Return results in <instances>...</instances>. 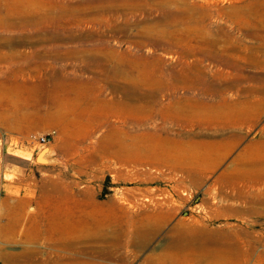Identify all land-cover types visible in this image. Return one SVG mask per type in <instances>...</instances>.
Instances as JSON below:
<instances>
[{
  "label": "rangeland",
  "instance_id": "1",
  "mask_svg": "<svg viewBox=\"0 0 264 264\" xmlns=\"http://www.w3.org/2000/svg\"><path fill=\"white\" fill-rule=\"evenodd\" d=\"M263 88L264 0H0V264H145L180 221L213 240L209 262L264 264ZM222 95L248 97L247 120L246 104L188 100ZM75 204L109 228H164L123 258L91 236H24Z\"/></svg>",
  "mask_w": 264,
  "mask_h": 264
},
{
  "label": "bare ground",
  "instance_id": "2",
  "mask_svg": "<svg viewBox=\"0 0 264 264\" xmlns=\"http://www.w3.org/2000/svg\"><path fill=\"white\" fill-rule=\"evenodd\" d=\"M167 77V76H166ZM180 78V77H178ZM183 78L184 82L188 86L195 85V78ZM167 80L170 82L171 77H167ZM197 83V82H196ZM172 85V83H169ZM208 86V85H207ZM264 91V88L262 89ZM225 90L222 92L224 93ZM179 99L177 95L175 97ZM177 99V100H178ZM175 100V99H174ZM173 101H171L170 106L164 107V114H167L171 111V107L173 105ZM189 101L200 103L201 105H209L212 107L213 105H234L237 109L240 104L245 105L246 109L243 115L240 117L241 120L246 118L248 111L252 107V101L248 97H244L242 100H235L230 102L229 98L225 95H222L220 99L206 103L199 99H193L191 97L188 98ZM122 104L127 105L125 101L120 100ZM235 111V110H234ZM163 115V113H162ZM243 117H245L243 119ZM214 117L210 118H201V122L225 126V124L229 121L223 123L217 122ZM239 118V117H236ZM235 118V119H236ZM234 119V118H233ZM247 120V118L245 119ZM249 120V119H248ZM131 121L136 125L140 122V119L137 116H134ZM233 121V120H232ZM237 122V121H236ZM200 126V125H199ZM209 126V125H208ZM212 126V125H210ZM228 126V124H226ZM40 142L45 141V137L41 136L39 138ZM186 155V154H184ZM187 157V156H186ZM181 158V156L179 157ZM185 162V161H184ZM190 164V163H189ZM190 169V168H189ZM53 188L58 192L64 190L60 188L58 184H54ZM148 200V199H147ZM151 200V199H150ZM155 202V201H154ZM159 202V201H158ZM161 202V201H160ZM62 204L60 200L59 205ZM78 204V202H77ZM75 204L73 207H62L57 206L52 212L47 213L45 217L46 222L43 223V220L40 218L32 219L33 224H31V229L24 231V236L26 238L35 237L36 239L42 238L43 240H48L49 243L55 242L57 244H61V246L65 247H73L77 242L83 241V236H91L95 240H99L100 242H105L102 245L100 252L106 255V252L109 256L116 258L117 255L120 258H123L124 253L123 249L134 246L139 249L147 248L163 231L164 224L163 222H157L153 226L150 224L142 223V225H134L133 228L122 227L118 228L116 225L111 226L110 228L101 221L97 220L93 214L91 216L87 210H84V206H78ZM156 204L157 203H153ZM84 205V204H83ZM84 211L86 214H84ZM91 212V210L89 211ZM93 212V210H92ZM95 213V212H94ZM7 214V213H6ZM8 216L7 226L9 228V233L12 234L13 238L17 235L18 225L24 218V214H21L17 210H12L5 217ZM117 224V223H116ZM127 225V224H126ZM210 236V235H209ZM169 244L164 251L160 252H151L145 256V262L147 264H215L213 262H209V244L213 242V240L199 233L198 229L194 226L185 225L181 221L175 224L168 235ZM225 243V242H224ZM104 246V247H103ZM128 249V248H127ZM126 253V252H125ZM25 258H31V252H26ZM8 255V254H7ZM13 262H17L20 258L18 254H9ZM28 256V257H27ZM126 257V256H125ZM29 258V259H30ZM28 261V260H26ZM43 264H82V259L80 258H70L66 259L62 256H59L56 259L46 258L42 262ZM145 263V264H146ZM218 264V263H217Z\"/></svg>",
  "mask_w": 264,
  "mask_h": 264
}]
</instances>
